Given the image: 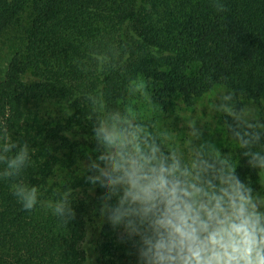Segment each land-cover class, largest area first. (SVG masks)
Masks as SVG:
<instances>
[{"label": "trees", "instance_id": "trees-1", "mask_svg": "<svg viewBox=\"0 0 264 264\" xmlns=\"http://www.w3.org/2000/svg\"><path fill=\"white\" fill-rule=\"evenodd\" d=\"M219 2L224 11L216 0H0V37L18 43L0 48V144L30 148L18 176H0V264H136L84 179L105 111L146 104L161 118L225 89L237 101L221 112L237 145L230 163L264 196V171L243 156L264 154V118L241 104L264 106V0ZM15 184L37 187L33 209ZM69 191L76 217L65 223L47 203Z\"/></svg>", "mask_w": 264, "mask_h": 264}, {"label": "clouds", "instance_id": "clouds-1", "mask_svg": "<svg viewBox=\"0 0 264 264\" xmlns=\"http://www.w3.org/2000/svg\"><path fill=\"white\" fill-rule=\"evenodd\" d=\"M215 7L225 10L219 0ZM144 128L131 106L99 115L92 126L95 155L84 176L91 191L102 190L99 216L121 229L136 264H264V196L228 159L197 153L186 163L157 136L143 135ZM243 156L250 169L264 171V154ZM29 161L27 143L0 144L6 165L0 176H18ZM13 189L24 209L37 204V187ZM70 195L47 203L65 223L76 217Z\"/></svg>", "mask_w": 264, "mask_h": 264}, {"label": "rangeland", "instance_id": "rangeland-1", "mask_svg": "<svg viewBox=\"0 0 264 264\" xmlns=\"http://www.w3.org/2000/svg\"><path fill=\"white\" fill-rule=\"evenodd\" d=\"M11 44H18L12 36L0 37L1 49H9ZM236 103L228 91L216 87L200 99L193 109L177 105L161 118H156L154 115L152 117L150 105L145 104L140 111L135 112L143 119L145 128L142 134L157 136L166 150H176L185 162L194 158L197 153L230 161L237 145L226 134L227 120L221 112L233 111ZM241 104L243 116L251 119L264 118V106H256L245 100ZM148 122L151 124H147Z\"/></svg>", "mask_w": 264, "mask_h": 264}]
</instances>
